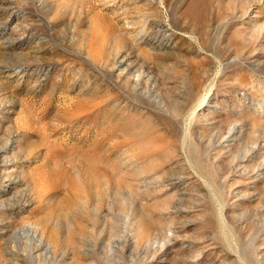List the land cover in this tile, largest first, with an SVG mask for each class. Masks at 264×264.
Returning a JSON list of instances; mask_svg holds the SVG:
<instances>
[{
    "label": "rangeland",
    "instance_id": "1",
    "mask_svg": "<svg viewBox=\"0 0 264 264\" xmlns=\"http://www.w3.org/2000/svg\"><path fill=\"white\" fill-rule=\"evenodd\" d=\"M130 1L0 0V264H264V0Z\"/></svg>",
    "mask_w": 264,
    "mask_h": 264
},
{
    "label": "bare ground",
    "instance_id": "2",
    "mask_svg": "<svg viewBox=\"0 0 264 264\" xmlns=\"http://www.w3.org/2000/svg\"><path fill=\"white\" fill-rule=\"evenodd\" d=\"M97 2L99 3V6H100L101 9H106V10H109V11H113L114 14H117L119 16V19H121L123 21V23L129 24L128 27H134L133 26L134 24H139L141 26V28H142L140 30H145L147 28V22L142 23V20H141L140 15H139L138 8L136 6L130 5V3H131L130 0H97ZM118 3H120V4H118ZM5 4H6V2H5ZM5 8L7 10L8 9H12L13 6L7 5ZM11 15H13V12H11ZM130 24H132V25H130ZM155 27L157 28V32L158 33H161V35H162V41L161 42H157V45H154V47H160V48L161 47H164V46L170 47L169 45H167V41L170 38H172L171 36H172L173 33H171L170 30H169V28L166 27L164 24H159V25H156ZM150 32H152V31L150 30ZM155 38L156 37L151 38V44L152 45L155 44L154 43V41H155L154 39ZM10 44H12V43L10 42L9 45ZM120 62L123 63L124 62V59H122ZM31 69H32V72L39 70V69H37L35 67L34 64H32V65H26V64L20 63V64L16 65V68L15 69H13L12 71H10L9 76L13 77V76L19 75V77H20L19 79L21 80V78H23L24 76H26V74H28V71L31 70ZM48 69H51V68L49 67ZM210 105H211V108H213L215 110H217V108L220 107L219 106L220 104H217L216 102L210 103ZM237 132L238 131H237L236 127L235 126H232L227 131H225V132H223L221 134V136H222L221 137V141H220V147H221V149L227 150V149H229L232 146L233 142L237 138ZM1 163H2L3 170L6 171V173H8V178H6V184L4 185L5 187L3 189H1V192L3 193V195H6L10 191H12L11 189L14 188L15 185H16V183L18 182L17 178L12 177V172L16 171V165H14L13 162H8L6 160V158H4ZM0 166H1V164H0ZM177 179L179 181H181L183 178L181 176H179V177H177ZM27 231H28V229H26V232Z\"/></svg>",
    "mask_w": 264,
    "mask_h": 264
}]
</instances>
